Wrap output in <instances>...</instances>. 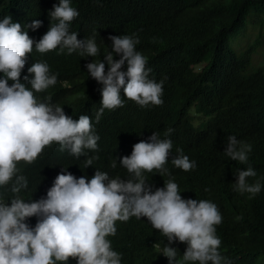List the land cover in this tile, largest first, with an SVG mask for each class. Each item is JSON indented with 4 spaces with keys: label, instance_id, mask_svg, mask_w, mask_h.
Segmentation results:
<instances>
[{
    "label": "trees",
    "instance_id": "trees-1",
    "mask_svg": "<svg viewBox=\"0 0 264 264\" xmlns=\"http://www.w3.org/2000/svg\"><path fill=\"white\" fill-rule=\"evenodd\" d=\"M54 4L59 0H0V19L10 16L38 42L57 23L48 15ZM70 6L79 12L69 25L70 33H77L78 40L94 36L99 54L81 56L80 50L68 54L66 48L42 54L33 48L22 73L32 77L28 68L33 63L49 65L57 83L35 95L39 100L51 97L72 115L88 113L99 136L95 151L99 159L85 168L79 159L62 154L55 143V148L50 147L49 172L80 166L117 176L125 171L132 177L120 165L121 157L131 155L126 144L138 135L147 141L156 132L160 139H170L173 147L164 166L167 173L145 172L146 183L153 191L163 188L170 173L183 199L215 203L222 215L216 226L221 255L231 264H264V65L252 64L254 53L264 49V0H70ZM35 19L42 26L26 28ZM247 28L256 31L255 36L236 49L231 39ZM119 35L138 38L136 51L147 58L149 78L164 81L163 104L141 107L124 98L121 90L124 106L105 109L96 123L102 85L87 73L86 64L105 62L104 56L112 50L109 36ZM113 58L120 57L114 53ZM121 70L126 71V65ZM168 129L173 131L166 136ZM229 136L251 145L246 163L225 154ZM177 149L195 162L193 170L185 172L172 164ZM37 164L22 170L28 185ZM248 168L256 172L247 178L248 183L261 184L255 196L235 190L238 171ZM27 193L22 190V197L27 198ZM37 219L34 216L26 222L35 227ZM116 229L107 239L121 254V264H169L153 247L155 243L168 245L167 238L146 217L117 221ZM168 246L178 250L176 260L181 261L187 245L173 242ZM67 264L77 262L69 258Z\"/></svg>",
    "mask_w": 264,
    "mask_h": 264
},
{
    "label": "clouds",
    "instance_id": "clouds-1",
    "mask_svg": "<svg viewBox=\"0 0 264 264\" xmlns=\"http://www.w3.org/2000/svg\"><path fill=\"white\" fill-rule=\"evenodd\" d=\"M48 15L57 23L38 42L10 16L0 19V264H67L69 258L77 264H121V254L113 250L107 237L116 234L117 221L127 222L131 217H146L152 228L167 238L168 245H187L181 261L176 260V248L153 245L169 264H231L219 252L221 240L216 226L222 222V215L215 203L183 199L170 173L163 188L153 191L146 183L145 172L167 173L164 166L173 147L170 139H160L153 132L147 141L138 135L126 144L131 155L121 157L120 165L132 177L125 171L117 176L108 170L86 171L80 166L77 170L59 167L49 172L50 147L55 148V143L62 154L79 159L87 168L99 159L95 156L99 136L88 113L75 116L51 97L38 99L35 93L54 86L57 75L50 73L46 62L28 68L32 77L24 75L28 54L33 48L42 54L66 48L68 54L80 50L81 56L94 57L100 50L94 36L78 40L77 33H70L69 25L79 15L70 0H59ZM41 26L42 22L35 19L26 28ZM109 39L112 50L104 56L107 71L105 62L86 64L87 73L102 85V107L96 123L105 109L124 106L121 90L124 98L141 107L163 104L164 81L149 78L147 58L136 51L138 38L119 35ZM114 53L120 58L114 59ZM125 65L126 71H122ZM172 131L168 129L165 135ZM250 151V144L228 137L224 152L231 160L246 163ZM177 153L172 159L176 168L188 172L196 167L181 149ZM35 161L38 164L28 185L22 170ZM112 167H116L115 162ZM255 175L252 168L239 170L235 190L258 194L259 181H247ZM25 189L27 198L22 197ZM34 216L37 223L31 227L26 220Z\"/></svg>",
    "mask_w": 264,
    "mask_h": 264
},
{
    "label": "rangeland",
    "instance_id": "rangeland-1",
    "mask_svg": "<svg viewBox=\"0 0 264 264\" xmlns=\"http://www.w3.org/2000/svg\"><path fill=\"white\" fill-rule=\"evenodd\" d=\"M255 34H256V31H253L250 28H247L244 31H242L239 36L238 35L234 36L231 39V44L236 49H239V45L241 46L246 41L251 40L255 36ZM252 64L254 66L264 65V49L254 53Z\"/></svg>",
    "mask_w": 264,
    "mask_h": 264
},
{
    "label": "bare ground",
    "instance_id": "bare-ground-1",
    "mask_svg": "<svg viewBox=\"0 0 264 264\" xmlns=\"http://www.w3.org/2000/svg\"><path fill=\"white\" fill-rule=\"evenodd\" d=\"M59 150H60V148H59ZM60 151H61V150H60ZM64 151H66V149H65ZM53 154H54V152H52V156H51V157H53Z\"/></svg>",
    "mask_w": 264,
    "mask_h": 264
}]
</instances>
